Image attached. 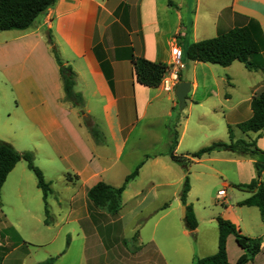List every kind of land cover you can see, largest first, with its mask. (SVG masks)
I'll use <instances>...</instances> for the list:
<instances>
[{"label": "crops", "instance_id": "obj_1", "mask_svg": "<svg viewBox=\"0 0 264 264\" xmlns=\"http://www.w3.org/2000/svg\"><path fill=\"white\" fill-rule=\"evenodd\" d=\"M250 25L260 32L259 47H263L264 0H56L29 29L0 32V141L18 152L32 150L36 160L45 157L46 163L37 161L43 170H52L57 163L56 173L64 179V192L68 193L65 199H56L52 193L53 205L66 204L67 208L54 211L49 206L52 219L47 225L39 204L32 210L31 203L21 198L25 186L17 180L11 184L15 204L4 199L0 206L12 210L14 224L38 216L47 229L43 234H49L52 225L56 227L49 237L51 244L63 227H69L64 249L47 252L48 258H56L54 264H193L216 253L219 229L210 242L199 237L203 220L199 207H192L193 232L186 229L183 217L175 215L182 206L181 187L171 188L180 186L185 174L169 157L172 139L176 135L175 156L194 152V148L181 150L194 107L205 111L202 118L209 114L220 117L222 111L227 124L235 127L234 138L247 139L236 126L251 117L252 97L264 89V51L250 58L259 67L253 70L239 62L220 67L187 62L182 57L179 82L190 83V91L185 98L188 114L179 134L175 126L182 120L180 114L175 125L171 123L178 109L174 91L138 84L131 60L143 58L171 68L173 47L183 51L190 44ZM48 36L62 67L56 63ZM62 68L74 73L73 90L81 95L82 105L66 100ZM162 113L165 146L146 150L143 144L153 133L142 128L155 126ZM84 118L102 133L103 142H95ZM248 138L264 152V133L260 137L249 133ZM195 142L192 137L190 143ZM231 154L212 152L192 164H235L233 179L208 166L229 190L228 194L224 191L223 201L217 196L222 190L213 194L222 208L210 220L222 218L242 235L260 239L259 253L247 264H264V223L259 210L240 205L251 193L233 187L255 178V161ZM18 163L0 192L12 173L18 180L28 178L23 166L16 170ZM140 164L138 175L122 193L117 216L88 202L86 193L94 185L103 182L117 188ZM174 169L179 171L178 177ZM261 181L264 184V171ZM0 219L6 221L7 212L0 210ZM21 250L18 243L6 252L0 242V264L42 262L32 260L27 252L19 255ZM226 252L230 264L243 254L232 235L226 239ZM15 254L18 256L9 260Z\"/></svg>", "mask_w": 264, "mask_h": 264}, {"label": "trees", "instance_id": "obj_2", "mask_svg": "<svg viewBox=\"0 0 264 264\" xmlns=\"http://www.w3.org/2000/svg\"><path fill=\"white\" fill-rule=\"evenodd\" d=\"M56 0H0V32L2 31H25L31 27L35 19L50 8ZM260 32L251 29L250 26L242 28H233L226 33L220 34L214 38L202 40L190 44L182 51V57L187 62H198L204 64L228 67L233 62H239L248 70L259 67L251 63L250 58L264 51V46L259 47ZM52 54L56 63L62 67L56 48L52 45V40L48 36ZM135 81L148 88H157L161 82L167 66L150 62L143 58H133L131 60ZM63 90L66 100L75 105H82L83 100L80 94L73 90L74 73L70 69L61 70ZM179 77V81L181 77ZM251 117L238 124L236 129L247 136V139H235L233 129L228 127V142H215L209 146L203 147L191 155L193 160H200L202 156L216 151H228L241 157H249L253 163L255 178L250 183L233 186L235 189L251 193L250 198L240 203L242 206H253L259 210L261 221L264 223V184L261 181V174L264 171V152L259 150L255 141L248 138L249 133H257L260 137L264 133V89L253 95L251 100ZM84 124L95 142H103L102 133L90 124V121L84 118ZM177 145V138L174 135L169 153L170 159L178 165L185 168L184 158L175 156L173 151ZM25 161L27 168L37 179V188L42 192V200L47 212V196L50 193L49 185L45 183L42 172L35 167L34 158L31 152H18L9 143L0 141V190L5 183L8 174L20 161ZM141 164L124 179L121 186L115 188L103 182H99L90 188L86 197L88 202L95 208L105 209L106 212L115 217L119 214L121 208V196L127 184L137 175ZM189 191V183L185 176L183 189L180 199L185 205V197ZM46 222V221H45ZM185 227L189 232L196 229V220L192 209L185 207L184 217ZM219 236L217 251L215 254L197 259L193 264H230L227 259L226 239L229 235L234 237L237 246L243 251L235 264H247L260 251V239H252L244 236L229 221L222 218L216 219ZM56 258H49L38 264H54Z\"/></svg>", "mask_w": 264, "mask_h": 264}, {"label": "rangeland", "instance_id": "obj_3", "mask_svg": "<svg viewBox=\"0 0 264 264\" xmlns=\"http://www.w3.org/2000/svg\"><path fill=\"white\" fill-rule=\"evenodd\" d=\"M178 110L179 109L177 108L174 110V115H173L174 117L171 123L175 125V121L177 118L176 116L180 114V116L182 117V120L181 122H178L175 126V130L179 134L180 131H182L183 129L184 120L186 118V115L188 114V111L186 108H184L183 110H179V111ZM204 112L205 111L201 107H194L191 110V112H189V122L187 125L186 134H185L182 148H181L182 151H184L185 149L194 148L193 151L196 152L199 149L209 146L212 143L229 141L227 129L228 127H231L234 131L235 127L227 124L225 117L222 114V111L219 112L221 114L220 117L213 116L211 114L206 116L205 114L206 117L202 118L201 115ZM163 113L159 115L160 117L159 119H157V123L155 126L151 128H147V127L142 128V130H146V131L149 129V131L153 133L152 134L153 137H151L150 140L146 141V143L143 144L146 147L145 148L146 150L147 149L155 150V149H158V147L165 146V141H164L165 128L163 126L164 123L162 120ZM141 135L143 137L146 136L145 133L143 132L141 133ZM192 137L196 138L195 143H190ZM166 149H168V140H167ZM23 152H31L33 154V158H34L33 163L35 167H37L42 172L45 183L49 185L50 193L47 196V200H48V203H47L48 206L46 208L47 212L45 211V205H44L43 200L41 202L42 192L37 191V179L35 175L28 170L27 164L23 160L18 163L16 170H18L19 166H23L25 168V172L28 178L25 180H22V179L18 180V178L14 177L15 173H12V175H10L8 181L4 185L2 191L0 192V200L6 199V201L7 200L10 201L14 205L15 203L12 202L13 198H17V197L15 196V194H13V189L11 188L12 186L11 184L15 182L16 180L19 181L21 185L25 186L24 188L25 190L21 194L22 195L21 198L27 199L31 203L30 209L32 210H35L36 208L35 205L39 204V210H41V212L43 213V216H42V220L44 219L43 223L44 225H47V223H49V220L52 219V217L48 215L49 206H51V208H54V211L59 210V208H61V210L64 211L67 208L66 204L58 208L56 205L54 206L52 202L53 201L52 193H53V196L56 197V199H59V198L65 199L68 197V193H65L64 188H63L64 179L59 178L58 173H56L59 169V166L57 165V163H56V166L52 170L47 169V168L43 170V168L42 167L40 168L37 164L39 162L46 163L47 159L45 157H41L39 158V160H36L35 155L32 150H26ZM194 152L186 154L187 156L185 155L183 156V158L185 159L184 160L185 167H187V173L185 171V168L182 166L181 167H182L183 173L185 174V176H187L188 183H189V190H191V192L190 193H188L189 191L187 192L186 197H185V202H184L185 205H183V202H182V206H180L179 209L175 211V215L182 219V208L186 207V203H188V206L190 207V209H192V207H199L203 213L200 216V217H203V220L201 218L200 224H199V230H200L199 237L203 239H207L210 242L212 238L213 239L214 237L216 238L217 227H218L215 218L213 221H211L210 219L211 217H217V216H214L216 215L215 213L217 211V208H222L221 205L218 204L220 203V201L217 203V200L214 199L213 194H215L217 190H222V191H225L226 193L229 190L226 189V187L221 185L222 180L220 179V177L219 176L215 177L216 176L215 171L210 170L208 166L212 165L213 169L217 171H221L224 175H227L228 177L233 179L232 174L235 173V164L233 163L229 164L226 162L212 163L208 165L207 164L202 165L201 163L192 164L191 155ZM221 152L223 154H228V151H221ZM233 154H231V156H234V157L237 156V154L235 153ZM224 156H229V155H224ZM121 170L125 171L124 166L121 167ZM174 170H176V174L175 173L174 174L178 177L179 171L177 169H174ZM184 180H185V177L182 180V183L180 184V186L177 185L171 188V190H178L181 187L180 191L182 192ZM168 193H171V192L169 191ZM197 199L199 200V202H197ZM0 210H2L5 213L7 212V220L4 221L0 219V242L6 252H8L13 246L20 243L22 250L20 251L19 255L22 254L21 252H23L24 254L27 252L29 253V257H31L32 260L42 259V262H43V260L45 261L49 259L47 252L50 249L52 248L64 249V246L66 245V243H68V239L66 238V233L68 232L69 227H63L60 230L59 235L57 239L55 240V242L51 244L50 243L51 238L49 237L57 231L56 227L52 225V228L50 229L49 234L47 233L43 234V232L47 231V229L44 230L43 224L40 222V219L37 218L38 217L37 215H36L37 217L33 218L32 220L23 218L22 222L18 224H14L15 220H14V217L11 215L12 210L11 209L8 210L6 206L4 207L0 206ZM49 210H50V207H49ZM101 210H103V212L104 211L106 212L105 209H101ZM15 213H16V216L19 215L17 210ZM14 225L17 226V229L14 227ZM5 239L7 240V243H9V245L6 244ZM17 256L18 254H15L9 260H13ZM9 260L7 261L8 263H9ZM25 264H31V262L25 261Z\"/></svg>", "mask_w": 264, "mask_h": 264}, {"label": "built area", "instance_id": "obj_4", "mask_svg": "<svg viewBox=\"0 0 264 264\" xmlns=\"http://www.w3.org/2000/svg\"><path fill=\"white\" fill-rule=\"evenodd\" d=\"M172 57L173 60H172L171 68H167L159 84V86L164 92H173L175 86L179 82L178 68L181 64L182 51L177 47H173ZM217 196L219 200L223 201V199L225 198L224 191L218 192Z\"/></svg>", "mask_w": 264, "mask_h": 264}, {"label": "water", "instance_id": "obj_5", "mask_svg": "<svg viewBox=\"0 0 264 264\" xmlns=\"http://www.w3.org/2000/svg\"><path fill=\"white\" fill-rule=\"evenodd\" d=\"M64 71V68H62ZM190 91V83L188 82H179L174 89L175 99L177 101V106L179 110H183L186 106L185 98ZM182 217H185V208H182Z\"/></svg>", "mask_w": 264, "mask_h": 264}]
</instances>
